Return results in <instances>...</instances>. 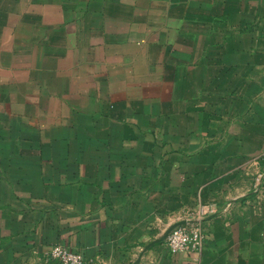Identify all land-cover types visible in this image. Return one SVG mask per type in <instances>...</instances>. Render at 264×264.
<instances>
[{"label":"crops","instance_id":"1","mask_svg":"<svg viewBox=\"0 0 264 264\" xmlns=\"http://www.w3.org/2000/svg\"><path fill=\"white\" fill-rule=\"evenodd\" d=\"M258 174L264 0H0V264H264Z\"/></svg>","mask_w":264,"mask_h":264},{"label":"built area","instance_id":"2","mask_svg":"<svg viewBox=\"0 0 264 264\" xmlns=\"http://www.w3.org/2000/svg\"><path fill=\"white\" fill-rule=\"evenodd\" d=\"M253 195L259 194L264 189V176L258 174L252 181ZM250 197V195H249ZM218 212L216 204H207L196 209L188 218H194L199 221L205 217ZM193 219V220H194ZM208 239L207 233L199 224L186 223L179 225L171 230L167 239L166 247L172 255L180 251H190L194 254L195 259H199L202 255L204 245ZM48 257L52 261L59 264H94L93 261L86 258L80 251H74L67 246L56 244L51 247Z\"/></svg>","mask_w":264,"mask_h":264},{"label":"water","instance_id":"3","mask_svg":"<svg viewBox=\"0 0 264 264\" xmlns=\"http://www.w3.org/2000/svg\"><path fill=\"white\" fill-rule=\"evenodd\" d=\"M188 222H190V220H181V221H178V222H176V223H173V224L167 229V231L165 232V234H164L162 237H160L159 239L155 240V241L152 242L150 245H152V244H154V243H156V242H160V241L166 240L167 237H168V235H169V233L171 232V230H172L173 228H175V227H177V226H179V225H182V224H186V223H188ZM150 245H149V246H150ZM149 246H147L146 249H147ZM146 249H145V250H146Z\"/></svg>","mask_w":264,"mask_h":264}]
</instances>
